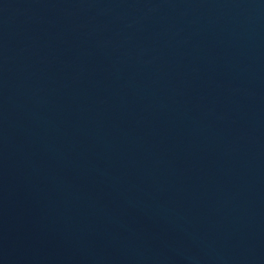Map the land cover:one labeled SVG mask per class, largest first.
Instances as JSON below:
<instances>
[{
	"label": "water",
	"instance_id": "1",
	"mask_svg": "<svg viewBox=\"0 0 264 264\" xmlns=\"http://www.w3.org/2000/svg\"><path fill=\"white\" fill-rule=\"evenodd\" d=\"M0 264H264V0H0Z\"/></svg>",
	"mask_w": 264,
	"mask_h": 264
}]
</instances>
